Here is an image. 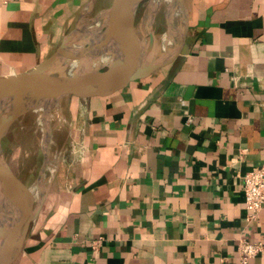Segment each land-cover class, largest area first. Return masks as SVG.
Wrapping results in <instances>:
<instances>
[{"label": "crops", "instance_id": "0c3cea01", "mask_svg": "<svg viewBox=\"0 0 264 264\" xmlns=\"http://www.w3.org/2000/svg\"><path fill=\"white\" fill-rule=\"evenodd\" d=\"M87 2L0 0V76L52 55ZM183 2L170 60L67 96L65 152L12 264H240L241 240L264 244L242 184L264 167V0Z\"/></svg>", "mask_w": 264, "mask_h": 264}, {"label": "water", "instance_id": "95a60500", "mask_svg": "<svg viewBox=\"0 0 264 264\" xmlns=\"http://www.w3.org/2000/svg\"><path fill=\"white\" fill-rule=\"evenodd\" d=\"M95 1L88 0L83 7L87 13L92 12ZM142 1L112 0L107 8L92 17L94 19L105 12L108 13L111 41L101 44L92 55L76 58L75 61L80 62V67L75 73L67 71L58 75L49 71L62 64L61 55L65 40L76 34L79 24L84 21L78 22L75 33L66 34L54 53L44 61L26 71L0 76V104L5 98L22 92L64 98L77 94L83 95L92 88L118 89L147 75L170 60L178 52L185 32L187 11L184 2L171 0L172 28L168 32L165 31L163 36L143 39L137 35L132 23L136 9ZM89 5L91 9L89 8L88 12ZM114 55L124 57L121 60L114 59L108 62ZM15 119V117L0 119V188L8 206L19 211L20 218L13 225L8 220L0 226V264H12L19 256L23 250L24 236L29 231L34 214L31 188L21 183L19 176L8 166L2 156L1 141ZM55 164L57 168V162ZM52 177L53 174L49 181ZM17 193L23 195L22 202L18 201Z\"/></svg>", "mask_w": 264, "mask_h": 264}, {"label": "bare ground", "instance_id": "6f19581e", "mask_svg": "<svg viewBox=\"0 0 264 264\" xmlns=\"http://www.w3.org/2000/svg\"><path fill=\"white\" fill-rule=\"evenodd\" d=\"M170 2L171 0H148L141 11H138V8L136 9L132 23L134 25V30L140 38L147 39L150 37L163 36L165 31L168 32L172 28L173 14ZM90 6L91 5L87 7L88 12L91 9ZM108 24L109 17L107 12L94 19L91 18L84 23H80L76 34L69 36L65 40V47L61 55L62 64L51 68L49 72L58 75L67 71L75 73L80 67V62L75 61L76 58L92 55V53L98 50L101 44L111 41ZM122 57L124 56L114 55L108 62L114 59L121 60L123 59ZM66 100L67 96L64 98H52L34 92H22L3 100L0 104V119L15 117L16 119L12 126L18 125L20 128H23L29 123L32 128L36 129L37 134L41 135L42 141L41 144L39 143L40 148L42 150H47L51 142V137L53 136L52 133L57 131L60 132L61 128H63V121L65 119L64 104ZM25 120L28 121L26 124ZM23 121L25 122L23 123ZM47 162L49 161L46 156L43 168L40 171L41 176ZM55 163L56 162H53L54 171ZM41 176L37 179V185L34 190H31L26 182L23 181L22 176V178L19 177L21 183L26 187L28 186L32 191L34 198V214L31 219L29 231L25 234L24 239L27 238L31 230H35L40 221L41 212L38 211L37 205L44 198V193L49 184L44 185L42 179H40ZM42 186H44V188H42ZM17 196L18 201L22 202L23 195L17 193ZM19 218V211L8 206L0 188V226L8 220H10L9 223L13 225Z\"/></svg>", "mask_w": 264, "mask_h": 264}, {"label": "rangeland", "instance_id": "374dc122", "mask_svg": "<svg viewBox=\"0 0 264 264\" xmlns=\"http://www.w3.org/2000/svg\"><path fill=\"white\" fill-rule=\"evenodd\" d=\"M110 1L111 0H96L93 10L90 13H87L86 9L82 8L76 21L69 28V31L66 34L75 33L78 22H86V19L87 21L90 20L98 12L107 8V6L110 4ZM147 2L148 0H143L138 6V11H141ZM25 121H23V123ZM27 122L28 121H26L25 124ZM63 122V128H61L60 132L57 131V129V132L52 133L53 136L51 137V142L49 143L47 150H42L40 148L39 143L41 144L42 141L41 135H38L36 129L32 128L29 123H27L23 128L18 127V125L12 126L1 141L2 156L4 160L14 171V173H16L19 177H23L21 178L24 182H26L31 190L36 188V181L39 179V175L41 174L40 171L43 168L46 156L48 157L49 162H47L45 165L44 172L40 178L42 179L44 185H47L51 175L56 173V171L53 169V162H58L60 157L65 152L66 144L64 146L63 144L66 142V131L69 128L66 119H64ZM42 188H44V186H42ZM43 201L44 198L37 205L39 212L41 211Z\"/></svg>", "mask_w": 264, "mask_h": 264}, {"label": "built area", "instance_id": "2783aa9c", "mask_svg": "<svg viewBox=\"0 0 264 264\" xmlns=\"http://www.w3.org/2000/svg\"><path fill=\"white\" fill-rule=\"evenodd\" d=\"M187 122H191L188 118ZM244 207L249 220H256L264 211V167H254L242 177ZM264 244L260 241L243 239L238 245L240 264L260 255Z\"/></svg>", "mask_w": 264, "mask_h": 264}]
</instances>
